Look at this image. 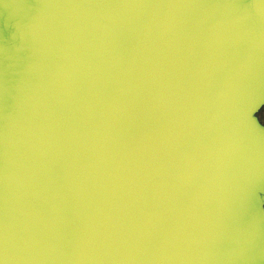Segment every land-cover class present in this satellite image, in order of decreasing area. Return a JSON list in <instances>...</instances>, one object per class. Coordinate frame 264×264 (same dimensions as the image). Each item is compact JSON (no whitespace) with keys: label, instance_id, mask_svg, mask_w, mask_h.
I'll list each match as a JSON object with an SVG mask.
<instances>
[{"label":"water","instance_id":"water-1","mask_svg":"<svg viewBox=\"0 0 264 264\" xmlns=\"http://www.w3.org/2000/svg\"><path fill=\"white\" fill-rule=\"evenodd\" d=\"M264 0H0V264H264Z\"/></svg>","mask_w":264,"mask_h":264},{"label":"rangeland","instance_id":"rangeland-1","mask_svg":"<svg viewBox=\"0 0 264 264\" xmlns=\"http://www.w3.org/2000/svg\"><path fill=\"white\" fill-rule=\"evenodd\" d=\"M260 117H261L262 121H264V110L261 111V113H260Z\"/></svg>","mask_w":264,"mask_h":264},{"label":"trees","instance_id":"trees-1","mask_svg":"<svg viewBox=\"0 0 264 264\" xmlns=\"http://www.w3.org/2000/svg\"><path fill=\"white\" fill-rule=\"evenodd\" d=\"M264 110V106L260 109V111H259V113H258V116H259V118L261 119V117H260V113H261V111H263Z\"/></svg>","mask_w":264,"mask_h":264},{"label":"snow or ice","instance_id":"snow-or-ice-1","mask_svg":"<svg viewBox=\"0 0 264 264\" xmlns=\"http://www.w3.org/2000/svg\"><path fill=\"white\" fill-rule=\"evenodd\" d=\"M261 123L264 124V121H262V119H261Z\"/></svg>","mask_w":264,"mask_h":264}]
</instances>
